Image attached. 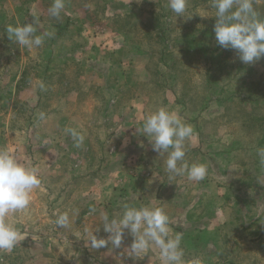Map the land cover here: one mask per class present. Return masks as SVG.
Listing matches in <instances>:
<instances>
[{
	"label": "rangeland",
	"instance_id": "374dc122",
	"mask_svg": "<svg viewBox=\"0 0 264 264\" xmlns=\"http://www.w3.org/2000/svg\"><path fill=\"white\" fill-rule=\"evenodd\" d=\"M52 3L0 0V149L37 168L41 179L28 207L7 217L21 240L0 251V264H116L112 256L89 257L79 245L94 225L100 227L94 233H104L107 211L91 213L88 197L116 185L106 177L127 168L119 166L123 158L145 172L166 170V155L153 151L142 131L144 117L160 107L176 112L201 139L185 160L198 155L197 147L215 163L212 152H225L223 236L196 233L185 259L264 264V239L247 238L264 231L250 222L255 199L264 208L257 155L264 148V58L245 64L216 43L212 0H187L179 17L168 0H64L59 18L49 13ZM253 9L264 19V0H253ZM24 23H33L36 35H50L31 49L9 40L6 27ZM50 36L61 44L51 48ZM66 128L84 134L81 147ZM153 190L148 182L147 193ZM64 212L69 224L58 227Z\"/></svg>",
	"mask_w": 264,
	"mask_h": 264
},
{
	"label": "clouds",
	"instance_id": "9594fccd",
	"mask_svg": "<svg viewBox=\"0 0 264 264\" xmlns=\"http://www.w3.org/2000/svg\"><path fill=\"white\" fill-rule=\"evenodd\" d=\"M187 0H168V7L176 17L183 16ZM215 8L214 34L216 43L224 49L235 50L239 59L251 64L264 58V19H259L253 9V0H212ZM64 0H53L49 13L59 18L64 9ZM6 32L9 40H14L29 49L39 47L44 36L36 35L33 23L8 25ZM43 88L44 85L41 84ZM44 119V114H40ZM143 133L152 145V150L159 156L166 154L165 167L170 178L187 174L190 181H201L207 175L204 163L185 160V141L193 134V128L185 123L173 111L160 107L147 114L143 119ZM76 147H81L85 136L75 128H66ZM257 155L264 164V148L258 149ZM41 183L38 170L27 167L7 150L0 149V251H11L21 240L19 230L8 222L7 217L28 207L31 194ZM103 231L109 233L107 239L97 238L94 232L89 233L90 243L94 249L106 247L111 243L119 248L125 230L133 237L125 252L130 256H140L151 248L159 250L161 264H204L202 258L193 257L186 260L181 247L182 233L172 234L170 219L162 207L142 205L140 207L123 205L122 215L109 218L102 213ZM58 227H67L69 214L61 213L55 221ZM97 227L95 232H98Z\"/></svg>",
	"mask_w": 264,
	"mask_h": 264
},
{
	"label": "crops",
	"instance_id": "0c3cea01",
	"mask_svg": "<svg viewBox=\"0 0 264 264\" xmlns=\"http://www.w3.org/2000/svg\"><path fill=\"white\" fill-rule=\"evenodd\" d=\"M48 43H51V48H55L56 45L59 46L61 44L60 42H52L51 36ZM84 61H82L81 64L84 63ZM160 65L162 64L160 63ZM137 98L144 99L145 97L143 94V96H137ZM140 126L142 128V125ZM199 142H201V139L199 138L196 129H193L192 136L185 141L186 153H188L189 148L198 146ZM187 144L189 145L188 147ZM197 148L196 150L198 155H193L196 158L191 156V158L186 161H188L189 164L192 162L206 164L207 175L203 180L190 181L187 178V174L170 178V174L166 170L145 172L144 169L140 168L141 166L137 165V167L134 168L133 164L131 165L130 163L131 161L127 158H123L119 166L127 168L124 170H116L107 174L106 177L113 185L116 183V187L113 186L111 188H104V191L93 189L88 197L89 199L86 206L90 209L91 213L95 211L100 212V210H104L105 212L107 211L106 213L110 219L114 218L115 215H117L116 217L122 215L121 211H123L124 204L136 207H140L142 205L162 207L169 216V226L172 229V234L182 233V242L185 243V258L192 257V254H190L188 250L191 247H194L196 233L198 237L202 236L205 232L207 234L213 233L212 236H215L216 240L220 234L221 237L223 236L222 229L226 225V210L228 209L224 199L226 196V188L221 180L219 181L220 177L223 178L226 175L225 171L227 165L222 164L223 162L221 158V155H224L225 152L223 150L220 151L221 149L212 152L214 155L213 158L215 159L216 157L215 163L211 160L208 161V157L211 155L210 151H208V153H204V151ZM186 158L187 157H185V159ZM202 158H204V160ZM232 166L234 168L236 167L235 171H240L237 165ZM234 177L236 176L234 175ZM142 178L144 179V182L140 185L137 180H141ZM129 182L131 185L128 184ZM148 182L154 183V192L147 193L146 187ZM256 201L257 199H255V205L252 206L253 213L255 214L250 216V222H257L264 227V208L261 207V203H256ZM118 210H120V213L115 212ZM94 226L97 228V225ZM95 228L92 229L90 233L94 232ZM94 234L98 235L97 233ZM248 235L249 236L247 238L251 240H259L260 238L264 239V231L262 232V230L251 231ZM80 236L86 238L83 232L80 233ZM108 236L109 233L104 232L103 234L98 235L97 238L107 239ZM89 239L90 236L88 234L87 242ZM132 239L133 237L131 234L125 230L124 238L119 248H116L111 243H109L110 245L100 249H94L91 247L90 243L83 241H79V245L81 249H84L89 257H91L92 254H94L96 258L97 255H99V257L104 256L107 258L112 256L115 260H118L116 264H132L135 259L142 264H161L159 259V250L156 248H151L146 253H143L138 257H130L125 252L124 248L131 244ZM220 239L221 238H219V240ZM206 245H208V242ZM218 254L217 255L219 257L222 255L220 252ZM106 264L108 263L106 262Z\"/></svg>",
	"mask_w": 264,
	"mask_h": 264
}]
</instances>
